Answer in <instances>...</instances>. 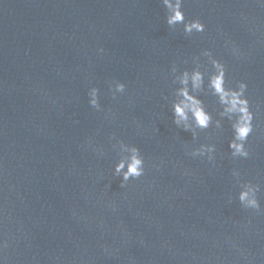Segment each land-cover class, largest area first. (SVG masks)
<instances>
[{"label": "water", "instance_id": "obj_1", "mask_svg": "<svg viewBox=\"0 0 264 264\" xmlns=\"http://www.w3.org/2000/svg\"><path fill=\"white\" fill-rule=\"evenodd\" d=\"M181 11L204 31L170 29L161 0H0V264H264V0ZM212 59L226 88L246 85L247 158L228 147ZM118 141L144 160L124 187Z\"/></svg>", "mask_w": 264, "mask_h": 264}, {"label": "clouds", "instance_id": "obj_2", "mask_svg": "<svg viewBox=\"0 0 264 264\" xmlns=\"http://www.w3.org/2000/svg\"><path fill=\"white\" fill-rule=\"evenodd\" d=\"M161 2L167 12L166 24L170 29H175L176 25L183 24V32L185 35H191L193 32L201 33L204 31V25L199 20H192L187 22L185 21L184 14L181 11L182 0H161ZM202 55L211 58V53L209 52H204L202 53ZM211 63L213 67L218 69V71L215 75L209 77L210 87L214 90V94L219 97L220 103L228 105L226 111L233 113V116L230 117V120H233V118L235 117V119L233 120L234 122H232L231 125L233 130V138L228 145L229 149L231 150V155L233 158H247L249 156V153L245 149L244 145L247 141V138L253 131L251 123L253 115L249 111L247 99L242 98L246 89V85L244 83H239L237 86L239 89L238 91L226 88L224 79V66L215 59H212ZM193 82L203 83V75L201 72L197 71L193 75ZM114 83V90L110 85V91H112L113 99H115L116 93H123L125 90V86L122 83ZM97 93L98 90L96 88H92L89 91L88 95L90 97V106L99 111L100 105L98 103ZM193 103L195 104L199 102L194 101ZM175 117H179L180 119H187L184 107H181L179 105L175 106L173 123L178 127L179 120H176ZM193 117L199 128H208L211 117L210 115L206 114L203 109H194ZM183 130L187 131L188 129L185 128ZM117 143L121 149H124L126 152L131 153L130 156L120 158L114 168L113 174L122 178L120 187H124L130 179H138L144 174V160L140 155V151L138 148L125 145L122 141H118ZM113 147L115 148V145ZM212 150L214 151V148ZM192 155L194 157L196 153L194 152ZM212 159L213 158H209V160ZM233 175L238 178V173L233 172ZM246 185L249 186L250 190L252 191V197L250 199L249 192L242 190ZM239 187L241 188V191L239 192L237 199L240 205L245 209H251L256 212H260V205L256 198V193L259 190L258 186L251 183H243L240 184ZM3 247H7V244H4Z\"/></svg>", "mask_w": 264, "mask_h": 264}]
</instances>
